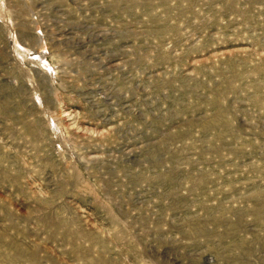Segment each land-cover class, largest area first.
<instances>
[{
    "label": "rangeland",
    "instance_id": "374dc122",
    "mask_svg": "<svg viewBox=\"0 0 264 264\" xmlns=\"http://www.w3.org/2000/svg\"><path fill=\"white\" fill-rule=\"evenodd\" d=\"M228 4L264 9L0 0V264H264V14Z\"/></svg>",
    "mask_w": 264,
    "mask_h": 264
},
{
    "label": "bare ground",
    "instance_id": "6f19581e",
    "mask_svg": "<svg viewBox=\"0 0 264 264\" xmlns=\"http://www.w3.org/2000/svg\"><path fill=\"white\" fill-rule=\"evenodd\" d=\"M229 5V4H228ZM230 6V5H229ZM264 7V6H263ZM229 9L232 11V12H236V13H239V14H241L243 17H244V20H247L249 17H252V18H254L255 19V16L256 15H260V14H264V9H261V10H258V11H254V10H249V8H247V9H242V8H240V9H237V8H233L232 6H230L229 7ZM262 20V19H261ZM251 22H253V21H251ZM256 23V22H255ZM248 25H250V24H248ZM255 25V24H254ZM263 26V25H262ZM257 27V26H256ZM258 28V27H257ZM263 28V27H262ZM248 56V55H247ZM251 56V55H250ZM261 58H263V57H261ZM263 61H264V59H263ZM260 64H262V63H260ZM261 68V67H260ZM263 68V67H262ZM259 70V69H258ZM257 70V71H258ZM260 71V70H259ZM262 71V70H261ZM264 72V71H263ZM260 73H262V72H260ZM262 76V75H261ZM262 88V87H261Z\"/></svg>",
    "mask_w": 264,
    "mask_h": 264
}]
</instances>
